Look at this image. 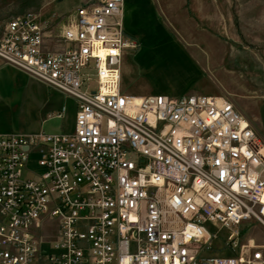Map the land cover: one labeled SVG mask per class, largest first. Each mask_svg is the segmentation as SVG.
Listing matches in <instances>:
<instances>
[{"label": "built area", "instance_id": "obj_1", "mask_svg": "<svg viewBox=\"0 0 264 264\" xmlns=\"http://www.w3.org/2000/svg\"><path fill=\"white\" fill-rule=\"evenodd\" d=\"M122 4L75 0L56 52L50 20L7 23L5 60L76 111L70 132L0 134V264H264L240 233L264 228V138L226 97L122 93Z\"/></svg>", "mask_w": 264, "mask_h": 264}, {"label": "rangeland", "instance_id": "obj_2", "mask_svg": "<svg viewBox=\"0 0 264 264\" xmlns=\"http://www.w3.org/2000/svg\"><path fill=\"white\" fill-rule=\"evenodd\" d=\"M137 2L140 10L133 14V4ZM146 2L125 0L123 25L136 46L124 55L122 91L170 97L199 92L226 97L264 138V0H217L212 12L218 18L211 27L218 33L210 44H189L180 39L156 20L154 8ZM74 3L75 0H0V36L15 16L35 12L57 22L67 16ZM195 48L201 49L203 61L194 57ZM62 106L66 107L62 117H48ZM74 117L73 100L64 92L20 68L0 66V134L70 132ZM256 224L240 228L242 240L258 238L264 242V228ZM220 233L226 234V230ZM214 246L218 248L220 242H214Z\"/></svg>", "mask_w": 264, "mask_h": 264}, {"label": "crops", "instance_id": "obj_3", "mask_svg": "<svg viewBox=\"0 0 264 264\" xmlns=\"http://www.w3.org/2000/svg\"><path fill=\"white\" fill-rule=\"evenodd\" d=\"M150 7H153L154 16L157 21L161 22L168 30L174 33L177 37L184 40L187 43H208L212 42V38H217L218 33L213 28L215 27L213 21L217 19V13L212 12L217 5V0H147ZM146 2V4H148ZM133 14L140 10L139 3L133 4ZM125 0L123 3V24L125 18ZM141 14V13H140ZM133 16V15H132ZM213 28H212V27ZM124 27V25H123ZM125 31V29H124ZM125 34L127 32L125 31ZM220 34V32H219ZM131 38V37H130ZM194 57L197 60L203 61L204 57L202 51L199 48L193 50ZM125 56H123L121 64V75L122 70L125 66ZM5 65L2 58H0V66ZM122 85V76H121ZM198 94H203L195 92ZM189 94V93H185ZM146 95V94H142ZM184 95V94H183ZM214 95V94H205ZM217 96V95H214ZM52 114V113H51ZM48 114V115H51ZM49 117V116H48Z\"/></svg>", "mask_w": 264, "mask_h": 264}, {"label": "bare ground", "instance_id": "obj_4", "mask_svg": "<svg viewBox=\"0 0 264 264\" xmlns=\"http://www.w3.org/2000/svg\"><path fill=\"white\" fill-rule=\"evenodd\" d=\"M123 3H124V0H123ZM73 8V7H72ZM29 13V12H28ZM31 13H35V12H31ZM38 14V13H37ZM23 15V14H22ZM19 16V15H18ZM39 16H40V14H39ZM15 17H17V16H15ZM15 17H13V18H15ZM12 18V19H13ZM40 18H41V16H40ZM42 20H43V18H41ZM11 20V19H10ZM9 20V21H10ZM46 20H50L52 23H53V25L50 27V29H47V30H44V40H43V43H44V45H43V49L45 50V51H48V52H56V51H59V50H61V49H63L64 48V46H66V42L65 41H63L61 38H59L61 35H63V32H64V29L66 28V20H67V16H65L63 19H60L59 21H57V22H55V19H46ZM8 21V22H9ZM7 22V23H8ZM122 23H123V4H122ZM6 26H7V24H6ZM6 26H5V28H6ZM5 28H4V30H3V32L5 31ZM124 28V27H123ZM3 32H2V34H1V36H0V38L2 37V35H3ZM125 32V31H124ZM47 37L49 38V39H47ZM54 37H57V39H55ZM135 46H136V43H135ZM135 48V47H134ZM134 48H129V47H127L126 49H124L123 51H121V57H120V62H119V76H120V85H119V89H120V91H122V89H121V64H122V60H123V56L125 55V53H127L129 50H131V49H134ZM102 52H104V51H102ZM0 58H2V60H3V63L6 65H10V66H13V67H17V65L16 64H14V63H9L8 61H6L5 60V56L4 55H2L1 53H0ZM6 58H7V56H6ZM18 68V67H17ZM24 71V70H23ZM42 82V81H41ZM44 83V82H43ZM45 84V83H44ZM47 85V84H46ZM48 86H52V85H49L48 84ZM54 87V86H53ZM54 88H57L58 90H60V91H62V92H64L69 98H71L72 100H73V103H74V114H75V111H76V102H75V100L66 92V91H64L63 89H61V88H58V87H54ZM122 93H125V92H123L122 91ZM127 94V93H126ZM129 94V93H128ZM133 95V94H132ZM205 95V94H204ZM135 96H143V95H135ZM217 97H221V96H217ZM221 98H223V97H221ZM227 100H229L228 98H227ZM232 104H233V106L237 109V107L234 105V103L231 101V100H229ZM62 109H64L63 110V112H62V114H61V116H56V114L57 113H59V112H61L62 111ZM238 110V109H237ZM65 111H66V107L65 106H62L59 110H57V111H55V112H53L51 115H49V118H60V117H62L63 115H64V113H65ZM239 111V113L242 115V117L245 119V120H247V121H249L242 113H241V111L240 110H238ZM39 132H42V131H39ZM43 132H45V131H43ZM258 132V131H257ZM11 133H14V132H11ZM15 133H18V132H15ZM34 133H37V132H34ZM46 133H49V132H46ZM2 134H6V133H2ZM26 148V147H25ZM250 225L249 226H254L255 225V223L254 222H248ZM247 225V224H246ZM257 226L259 225V224H256ZM51 226H54V228H55V231L54 230H52V231H47L46 229L48 228V227H51ZM56 230H57V228H56V223L55 222H53V221H49V222H45L44 223V225H43V227L42 228H38L37 229V233L40 235V236H42L43 237V239H46L47 241H48V239H52L53 240V238H55V235H56ZM251 239V241H254V242H258V243H261V240L260 239H258V238H247V240H250ZM244 242L246 241V240H243ZM222 254V253H221Z\"/></svg>", "mask_w": 264, "mask_h": 264}]
</instances>
